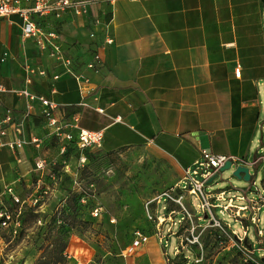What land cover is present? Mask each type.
I'll return each mask as SVG.
<instances>
[{"label":"crops","instance_id":"crops-1","mask_svg":"<svg viewBox=\"0 0 264 264\" xmlns=\"http://www.w3.org/2000/svg\"><path fill=\"white\" fill-rule=\"evenodd\" d=\"M104 12L89 6L83 16L66 11L41 23L56 32L70 70L87 79L83 90L48 46L21 39L18 15L0 17V118L6 110L10 115L0 136V188L15 190L31 160L29 138L50 133L39 102L21 89L54 101L64 121L76 116L78 127L102 129L105 152L151 145L184 174L204 150L233 157L249 173L264 163L252 164L264 155L257 151L264 147L262 0H110ZM106 35L111 43H104ZM95 53L101 61L89 68ZM25 67L33 70L27 81ZM17 138L25 143L4 144ZM230 206L229 216L237 217L231 211L238 205Z\"/></svg>","mask_w":264,"mask_h":264},{"label":"rangeland","instance_id":"rangeland-1","mask_svg":"<svg viewBox=\"0 0 264 264\" xmlns=\"http://www.w3.org/2000/svg\"><path fill=\"white\" fill-rule=\"evenodd\" d=\"M109 1L92 0L90 10L107 15ZM40 137L26 176L15 181L17 200L0 188V212L8 215L0 223V264H264V207L237 217L219 207L209 214L188 192L183 171L151 145L88 152L51 133ZM263 166L249 180L220 173L204 190L223 189V203L233 196L248 204L264 194ZM95 206L99 217L90 214ZM137 230L147 240L124 257Z\"/></svg>","mask_w":264,"mask_h":264},{"label":"built area","instance_id":"built-area-1","mask_svg":"<svg viewBox=\"0 0 264 264\" xmlns=\"http://www.w3.org/2000/svg\"><path fill=\"white\" fill-rule=\"evenodd\" d=\"M27 4L25 6L20 5V0H0V17H7L11 14H16L20 18V37L22 40L30 38L35 42V45L39 49L44 47H49V56H53L54 59L66 70L75 77L78 82L79 89L83 90L87 79L82 78L81 75L75 74L70 70L69 66L71 64V59L69 57H64L60 53L59 44L57 42V34L52 30H46L42 27V21L44 17L53 16L59 17L63 12L71 11L77 16H83L88 12L91 0H26ZM93 36V34H91ZM112 37L109 35L105 36L104 43H111ZM103 45V44H102ZM101 61L99 53H95L92 60L88 62L87 66L89 68H95L97 64ZM33 70L29 67H25V73L27 74L25 79L28 80V74ZM39 74H43V70H38ZM239 68L235 69V75L239 76ZM56 78V75L53 76ZM3 87L0 85V90ZM20 94L26 96L29 100L36 99L40 106V114L45 120L46 126L49 128L51 134L61 137L64 140L71 141L74 140L75 145L81 151L84 150H100L103 143V131L102 129L90 130L78 127L76 121L77 117H73V122L64 121L57 114V104L45 97L35 96L31 93H28L25 89L20 90ZM31 105H27L29 109ZM102 111V109H98ZM10 121L9 110H6L5 114L0 118V136L4 134L3 125ZM77 127L78 132L76 135L71 133V129ZM29 143L33 144L34 147H38L41 138L32 136L29 138ZM25 143L24 139H14L6 141L4 144L10 148L19 147ZM264 159V155L259 156L252 164ZM234 160L233 157L223 154H212L206 150L202 152L201 158L196 161L194 168L185 169L184 180L187 183V190L190 194H194L196 197L201 199L200 206L205 207L209 214L212 215V209L215 207L220 208V212L228 211L231 207L230 204L233 201L232 197H228L225 203H219L224 201V190H219L218 192H206L204 186L206 180L213 175L215 172H218L219 167L222 166L225 161ZM36 166H39V163H36ZM199 175L202 180H199L195 177ZM4 192L9 194L13 200H17L14 195L12 186L5 185L3 187ZM168 196L167 194H165ZM170 197V196H169ZM210 197L215 201H219L218 204H213ZM240 200L246 199L243 196L239 197ZM264 206V194L258 195L256 200H249L248 204H242L234 206L235 210L233 211L234 215L242 216L241 212L250 208L251 213L260 210V207ZM146 211L149 214V218L153 219L152 215L149 213L148 206H146ZM90 214L93 217H99L102 215V207L95 206L91 209ZM229 215V213H228ZM1 224H5L8 219L7 214H2L0 212ZM155 218L158 220L157 224H161L164 221V217L160 215H155ZM170 221V225H173L175 221L172 217H166ZM253 221L258 220L252 216ZM147 240V236L143 235L139 230L135 231L134 238L130 241L129 245L126 247L123 256H127L136 252ZM76 264H84L80 260H77Z\"/></svg>","mask_w":264,"mask_h":264},{"label":"water","instance_id":"water-1","mask_svg":"<svg viewBox=\"0 0 264 264\" xmlns=\"http://www.w3.org/2000/svg\"><path fill=\"white\" fill-rule=\"evenodd\" d=\"M262 1L264 3V0ZM225 171H230L231 175L237 177L238 179H250L249 168L247 166L236 165L235 162H233L232 160H227L222 166L219 167L218 172H215L206 180V184H209L214 181V179L217 178L220 173H223Z\"/></svg>","mask_w":264,"mask_h":264},{"label":"trees","instance_id":"trees-1","mask_svg":"<svg viewBox=\"0 0 264 264\" xmlns=\"http://www.w3.org/2000/svg\"><path fill=\"white\" fill-rule=\"evenodd\" d=\"M68 143H74V140H71V141H68ZM74 146H76L75 145V143H74ZM84 151H88V152H94V151H97V150H84ZM91 211V210H90Z\"/></svg>","mask_w":264,"mask_h":264}]
</instances>
